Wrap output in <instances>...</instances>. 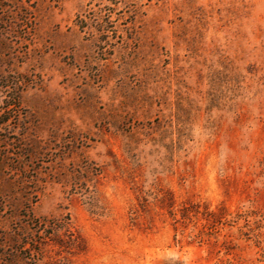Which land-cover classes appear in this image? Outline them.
I'll use <instances>...</instances> for the list:
<instances>
[{"label": "rangeland", "instance_id": "1", "mask_svg": "<svg viewBox=\"0 0 264 264\" xmlns=\"http://www.w3.org/2000/svg\"><path fill=\"white\" fill-rule=\"evenodd\" d=\"M0 264H264V0H0Z\"/></svg>", "mask_w": 264, "mask_h": 264}, {"label": "trees", "instance_id": "2", "mask_svg": "<svg viewBox=\"0 0 264 264\" xmlns=\"http://www.w3.org/2000/svg\"><path fill=\"white\" fill-rule=\"evenodd\" d=\"M41 222H39V224H40ZM50 223H51V228L52 229H56L57 228V226H58V223H56V220H53V221H50ZM44 224H46V221H45V223L43 222V223H41L40 225H44Z\"/></svg>", "mask_w": 264, "mask_h": 264}]
</instances>
